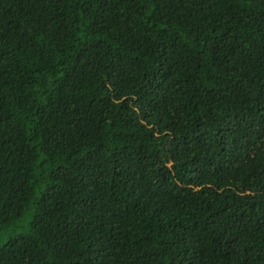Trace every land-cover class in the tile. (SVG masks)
Wrapping results in <instances>:
<instances>
[{
	"label": "trees",
	"instance_id": "16d2710c",
	"mask_svg": "<svg viewBox=\"0 0 264 264\" xmlns=\"http://www.w3.org/2000/svg\"><path fill=\"white\" fill-rule=\"evenodd\" d=\"M0 264H264V0H0Z\"/></svg>",
	"mask_w": 264,
	"mask_h": 264
},
{
	"label": "clouds",
	"instance_id": "9594fccd",
	"mask_svg": "<svg viewBox=\"0 0 264 264\" xmlns=\"http://www.w3.org/2000/svg\"><path fill=\"white\" fill-rule=\"evenodd\" d=\"M171 163H168V165H170Z\"/></svg>",
	"mask_w": 264,
	"mask_h": 264
}]
</instances>
